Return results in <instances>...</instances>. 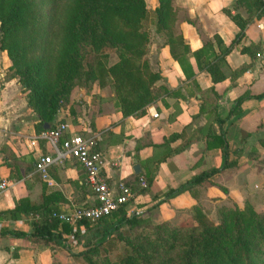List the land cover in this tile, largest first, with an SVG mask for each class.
Instances as JSON below:
<instances>
[{
  "label": "crops",
  "instance_id": "obj_1",
  "mask_svg": "<svg viewBox=\"0 0 264 264\" xmlns=\"http://www.w3.org/2000/svg\"><path fill=\"white\" fill-rule=\"evenodd\" d=\"M235 1L173 0L175 28L190 48L187 57L195 75L185 78L168 45L157 35L159 47L149 55L154 58L151 67L161 77L155 83L157 98L143 114L124 117L109 87L94 83V95L79 99L81 93L76 91L56 115L54 125L59 121L67 124L61 140L75 134L94 137L95 148L105 160L102 174L110 186L115 187L120 180L131 186L134 195L124 206L126 214L185 224L191 217L182 220L181 214H188L198 203L209 202L211 208L222 203L241 206L246 200L256 207L262 205L255 197H264V7L261 2L249 9L244 2L234 7ZM156 5L154 0L152 9ZM224 9L243 19L249 17V22L221 66L225 78L213 82L208 72L198 69L192 52L207 41L219 52L215 35L225 46L236 38L240 28ZM9 64L6 51L0 50V182L7 183L0 191V264L62 263L70 257V249L76 252L83 239L90 237L91 229L83 223L61 224L57 230L65 243L34 242L13 234L33 231L31 215L13 218L5 212L21 199L40 204L43 197L49 199L50 207L70 212L93 204L94 195L83 169L72 159L49 167L55 186L49 187L41 179L36 170L38 157L53 154V148L41 138L46 129L37 131L35 113L27 106V92L10 76ZM244 95L249 97L231 113L236 99ZM220 133L227 143L230 166L215 174L211 183L164 200L170 189L193 175L222 165V147H206L208 136ZM135 164L139 173L133 170ZM140 176L148 181L145 187Z\"/></svg>",
  "mask_w": 264,
  "mask_h": 264
},
{
  "label": "trees",
  "instance_id": "obj_2",
  "mask_svg": "<svg viewBox=\"0 0 264 264\" xmlns=\"http://www.w3.org/2000/svg\"><path fill=\"white\" fill-rule=\"evenodd\" d=\"M243 2L247 9L260 5L259 0H236L234 7ZM224 11L240 28L233 42L225 46L215 35V42L221 46L219 52L214 51L211 41L192 52L198 69L208 72L213 82L225 78L221 66L233 44L244 36L249 22V17L243 19L238 13ZM175 21L173 0H157L153 9H148L146 0H0V50L6 51L10 60V76L16 77L27 92V106L35 113L34 125L40 132L45 124L54 125L56 115L68 104L74 87H90L92 83L109 87L124 117L143 114L157 98L155 83L161 77L147 58L151 27L168 45L185 78H192L195 73L187 57L190 48L176 30ZM51 48H57L52 57ZM106 48L114 50L118 57L112 65H106L103 60L107 56ZM247 97L249 95L237 98L230 112L236 111ZM215 145L222 147V165L193 175L178 188L170 189L164 200L183 190L191 191L211 183L215 174L230 166L222 133L208 136L206 147ZM53 210L56 209L50 207L48 198L43 197L40 204L24 198L5 214L13 218L21 214L33 218L30 234L16 232L14 235L60 245L65 239L57 230L58 221L46 218ZM227 211L232 215L230 224L210 219L207 209L198 203L188 211L190 223L172 225L173 230L161 231L156 240L165 249L179 248V264H264V212L250 211L245 215L234 203ZM37 213L41 218L35 220ZM139 221L140 216L126 214L124 206L95 223L83 221L86 228L91 229L90 237L82 243V250L70 249V256L74 260L103 243L110 244L115 232L125 225L135 226ZM155 260L154 250L138 246L121 262L153 264Z\"/></svg>",
  "mask_w": 264,
  "mask_h": 264
},
{
  "label": "built area",
  "instance_id": "obj_3",
  "mask_svg": "<svg viewBox=\"0 0 264 264\" xmlns=\"http://www.w3.org/2000/svg\"><path fill=\"white\" fill-rule=\"evenodd\" d=\"M260 2L264 7V0H260ZM66 130L67 124L59 121L41 133V138L48 140L52 145L53 154L40 155L36 163V170L47 186L52 187L56 183L49 175V167L68 159L76 161L85 173V182L91 188L95 201L89 206L75 207L70 212L53 210L47 214L46 218L49 221H58L59 225L63 223L77 225L83 221L95 223L121 206H125L133 197L134 192L123 180L118 181L115 187L110 186L107 182L102 174L105 163L104 156L95 148L94 137L75 134L61 140ZM139 181L144 187L147 185L143 176L139 177ZM6 187L7 183L2 180L0 191L5 190ZM40 218L39 213L34 215L35 220Z\"/></svg>",
  "mask_w": 264,
  "mask_h": 264
},
{
  "label": "rangeland",
  "instance_id": "obj_4",
  "mask_svg": "<svg viewBox=\"0 0 264 264\" xmlns=\"http://www.w3.org/2000/svg\"><path fill=\"white\" fill-rule=\"evenodd\" d=\"M146 4L148 9H152L154 0H146ZM160 44V39L157 37V34L153 32V28L149 30V43L147 47V58L150 63L154 62V58L152 55H149L150 50H153L154 48H158ZM57 48H51L50 50V56L52 57L55 55ZM105 51L107 52V56L103 58L104 62L106 65H112L114 64L117 60L118 57L114 50L106 48ZM151 65V64H150ZM152 68V67H151ZM153 69V68H152ZM155 70V69H153ZM94 83L90 87L87 86H80V87H74L72 91L69 93V100L73 98V94L76 91H79L81 93L83 98L84 95H94L92 94V89H93ZM108 88V87H107ZM78 96V95H77ZM78 98V97H77ZM256 200L261 199V206L257 205L256 203H252L248 200L244 202L243 205H238L240 210L245 214H249L250 211H256L257 213L264 212V197L262 198H257L255 197ZM248 201V202H247ZM207 203L209 202H204V207L207 209L209 212V216L212 220L220 222V221H225L226 224H230L232 215L231 212L227 211L231 207V203H222V204H217L213 208L210 207V205ZM220 209H222L223 213H220ZM225 210V212H224ZM181 219H187L189 217V214L183 213L181 214ZM190 223L191 221H187ZM179 222L175 220H170V221H161V222H155L150 219L148 216H141L140 221L137 225L135 226H128L125 225L123 226L118 232H115L112 236V241L110 244L108 243H103L97 247L94 248V250L88 252L85 256L79 257L77 259H72L70 256L69 258H65L62 260V263L60 261L58 264H122L121 260L128 254H131L134 250L137 249L138 246L145 247L147 250H154L156 260L153 262V264L157 262H161L162 260L167 261L165 264H179L180 263V252L179 248L175 247L173 249H165L163 246L158 244L156 238L157 234L160 235L162 233L161 231H171L173 230L172 225H178ZM162 225L164 228L161 230L156 227ZM184 233L186 231L184 230ZM85 240V238L83 239ZM168 246V245H167ZM84 247L82 244L77 247V250H82Z\"/></svg>",
  "mask_w": 264,
  "mask_h": 264
},
{
  "label": "water",
  "instance_id": "obj_5",
  "mask_svg": "<svg viewBox=\"0 0 264 264\" xmlns=\"http://www.w3.org/2000/svg\"><path fill=\"white\" fill-rule=\"evenodd\" d=\"M48 128H49V125H48V124H45V125H44V129H48ZM133 170H134V172L139 173V172H140V167H139V165H138V164H135V165L133 166Z\"/></svg>",
  "mask_w": 264,
  "mask_h": 264
}]
</instances>
